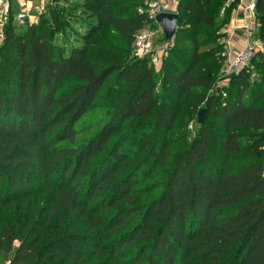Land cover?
<instances>
[{"label":"trees","instance_id":"16d2710c","mask_svg":"<svg viewBox=\"0 0 264 264\" xmlns=\"http://www.w3.org/2000/svg\"><path fill=\"white\" fill-rule=\"evenodd\" d=\"M237 2L177 0L157 73L132 47L145 0H50L20 32L8 10L0 260L264 264V0L261 44L218 84Z\"/></svg>","mask_w":264,"mask_h":264},{"label":"built area","instance_id":"2783aa9c","mask_svg":"<svg viewBox=\"0 0 264 264\" xmlns=\"http://www.w3.org/2000/svg\"><path fill=\"white\" fill-rule=\"evenodd\" d=\"M21 8L15 14V23L17 25H34L38 21L39 15L44 11L46 0H42L37 7H34L35 14L32 13L31 2L33 0H20ZM10 9V0H0V45L4 38V26L7 22V13ZM248 9L254 11L255 1H252ZM141 13H145L147 17L154 22V27H145L140 30L133 42V52L138 58L148 57L155 67L161 64L163 57L167 55V48L172 45V40L164 39L162 26L155 20L157 13L161 10L156 0H145L144 8L139 9ZM161 38L159 41L158 39ZM256 45L249 44L246 48L239 50L232 60L226 66L225 72L229 75L248 66L250 58L254 52Z\"/></svg>","mask_w":264,"mask_h":264},{"label":"crops","instance_id":"0c3cea01","mask_svg":"<svg viewBox=\"0 0 264 264\" xmlns=\"http://www.w3.org/2000/svg\"><path fill=\"white\" fill-rule=\"evenodd\" d=\"M42 0H33L32 7H37ZM161 11L176 13L177 0H156ZM257 0H238L236 6L230 11L228 23L222 29L226 34L225 42V66L233 59L235 54L246 48L249 44L256 46L261 44L257 36L259 21L256 10L248 9L249 4ZM20 0H10V9L15 10V14L21 8ZM34 10V8H32ZM14 14V15H15Z\"/></svg>","mask_w":264,"mask_h":264},{"label":"water","instance_id":"95a60500","mask_svg":"<svg viewBox=\"0 0 264 264\" xmlns=\"http://www.w3.org/2000/svg\"><path fill=\"white\" fill-rule=\"evenodd\" d=\"M155 20L162 26L165 40H170L176 30L177 14L173 12L160 11L157 13ZM205 116V108H200L196 119L197 124H200L204 120Z\"/></svg>","mask_w":264,"mask_h":264},{"label":"rangeland","instance_id":"374dc122","mask_svg":"<svg viewBox=\"0 0 264 264\" xmlns=\"http://www.w3.org/2000/svg\"><path fill=\"white\" fill-rule=\"evenodd\" d=\"M46 1H47L46 4H47L48 2H50V0H46ZM33 8H34V6H33ZM13 12H15V10H13ZM32 13L35 14V11L32 10ZM73 13H74L75 16H79V15H80L79 10H77V11H75V12H73ZM14 14H15V13H14ZM81 18H83V16H81ZM38 19H39V18H38ZM80 22H82V21L79 20L78 22H74L73 20L70 19L69 24H70L71 26H77ZM15 25H16V24H15ZM15 27H16V30H17L18 32H20V31H22V30L25 28V25H16ZM158 40L160 41L161 38H159ZM224 66H225V63H224ZM224 66H223V70H221V73H220V76H219L220 80L218 81V84L226 83V80H225L224 77H228V74L225 72L226 67H224ZM160 67H161V64L157 65L156 67L153 65L154 71H155L156 73L159 72ZM112 81H113V77H112L111 79H109V80L107 81V83L104 85V88H103V90H102V93H105V94L108 93L109 88H110V86H111V84H112ZM222 85H223V84H222ZM158 87H159V85H158ZM106 95H107V94H106ZM106 95H105V97H106ZM187 128H188L189 131H191V132L193 133V131H194V129H195V125L193 124V122L190 121V122L188 123V127H187ZM0 264H5V260L1 259V260H0Z\"/></svg>","mask_w":264,"mask_h":264}]
</instances>
